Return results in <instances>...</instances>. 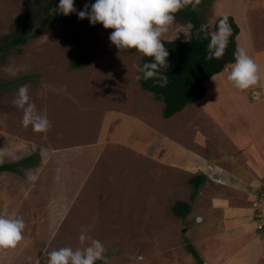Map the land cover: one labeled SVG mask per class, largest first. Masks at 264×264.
Returning <instances> with one entry per match:
<instances>
[{
  "label": "rangeland",
  "instance_id": "rangeland-1",
  "mask_svg": "<svg viewBox=\"0 0 264 264\" xmlns=\"http://www.w3.org/2000/svg\"><path fill=\"white\" fill-rule=\"evenodd\" d=\"M222 1L210 0L196 8L201 27L211 28L227 6ZM59 2L0 0V45L31 23L25 42L0 50V164L28 158L18 171L0 172V212L7 210L25 223L23 239L0 252V264H47V252L82 247V232L102 242L107 264H191L193 256L183 243L190 233L182 231L181 223L172 228L162 207L153 211L151 189L143 205L135 200L140 182L151 183V164L141 168L143 162L119 150L114 135L117 115L141 117L150 125L169 124L161 103L138 82L140 54L119 52L109 39L112 29L79 18L77 13L95 0H74L77 11L68 16L50 15ZM44 16L48 20H42ZM253 26L257 34L260 27ZM190 27L187 19L176 15L162 38L186 39ZM86 42L93 43L96 55L72 67V54ZM22 85L28 86L30 101L51 122L48 131L22 126L23 110L13 103ZM78 153L94 158L81 170L80 191L54 192L57 182L50 168L71 165L64 161ZM172 246H177L176 256L170 253Z\"/></svg>",
  "mask_w": 264,
  "mask_h": 264
},
{
  "label": "crops",
  "instance_id": "crops-1",
  "mask_svg": "<svg viewBox=\"0 0 264 264\" xmlns=\"http://www.w3.org/2000/svg\"><path fill=\"white\" fill-rule=\"evenodd\" d=\"M222 2L227 6L220 14H231L239 27L236 49H245L264 72V0ZM254 23L260 27L257 34ZM225 68L204 80L200 98L164 117L168 125L117 115L114 135L119 150L132 153L137 163L143 162L141 168L151 164V183L140 182L137 204L146 202L151 189L153 211L162 207L172 228L183 225L205 264H263L264 234L256 230L253 214L259 210L264 221V79L239 91L228 81L222 83L228 75ZM91 155L78 153L64 161L71 165L50 168L57 182L54 192L80 191L79 175L94 161ZM175 200L190 202L182 218L171 211ZM175 247L170 253L176 256Z\"/></svg>",
  "mask_w": 264,
  "mask_h": 264
},
{
  "label": "clouds",
  "instance_id": "clouds-1",
  "mask_svg": "<svg viewBox=\"0 0 264 264\" xmlns=\"http://www.w3.org/2000/svg\"><path fill=\"white\" fill-rule=\"evenodd\" d=\"M199 3L200 0H95V3L85 5L84 10L77 14L81 20L89 19L92 25L100 23L105 29H112L109 39L119 52L135 49L138 54L151 58L150 62L137 65V70L142 73L143 79L157 78L163 87L168 83V76L161 73L160 69L168 70L169 52L162 37L168 32L176 12L187 5H192L195 10ZM76 11L74 0H60L57 7L50 9L49 14L60 13L68 16ZM201 31L204 39L210 37L205 58L220 59L231 35L228 18L220 20L215 32H209L207 25L202 26ZM234 58V63L227 65L225 71L228 72L227 81L235 89L249 90L264 79V72L245 49L237 48ZM212 80L215 81V76H212ZM13 103L23 110V127L28 128L31 125L35 132H46L50 129L51 122L30 101L27 85L19 87ZM29 179L34 180L35 177L29 176ZM24 229L22 218L9 214L7 210L0 212V252L15 248L23 239ZM79 242L82 247L73 249L67 246L47 252V264H96L97 261L107 264L106 249L101 241L87 237L82 232Z\"/></svg>",
  "mask_w": 264,
  "mask_h": 264
},
{
  "label": "trees",
  "instance_id": "trees-1",
  "mask_svg": "<svg viewBox=\"0 0 264 264\" xmlns=\"http://www.w3.org/2000/svg\"><path fill=\"white\" fill-rule=\"evenodd\" d=\"M210 0H200L199 5L202 6L209 3ZM181 16L191 23L190 34L186 39H165L162 41L165 48L169 52L168 64L169 68L160 69V72L168 76L166 86H160L157 78L145 80L142 78V73L138 72L140 86L151 92L154 99L161 102L162 114L166 117L180 111L185 105L200 98L205 92L204 80L214 73L225 68L229 63L235 60L234 52L236 51L235 36L239 30L238 24L231 14L218 15L211 26L208 27L209 32L217 30L220 20L224 17L228 18V24L231 28L228 45L224 55L220 59L207 60V46L210 41L204 39V33L201 31V19L198 13L193 10L192 5H187L181 8L174 16ZM42 20H48L44 16ZM30 21L15 34L8 42L0 45V50H3L13 45H18L28 39ZM94 26H92V35ZM198 31V33H196ZM135 49L124 50V52H133ZM96 55L92 42H86L78 47L71 57V66L77 67L83 63L90 61ZM151 58L142 56L141 54L136 59V66H142L146 62H150ZM28 160L27 157L21 158L14 162H4L0 164V171H18L19 164H23ZM190 209V202L185 200H175L171 205V211L176 216L182 218ZM184 247L192 254L194 258L193 264H205L203 258L199 255L194 245L187 239L183 241ZM97 261L96 263H98Z\"/></svg>",
  "mask_w": 264,
  "mask_h": 264
},
{
  "label": "built area",
  "instance_id": "built-area-1",
  "mask_svg": "<svg viewBox=\"0 0 264 264\" xmlns=\"http://www.w3.org/2000/svg\"><path fill=\"white\" fill-rule=\"evenodd\" d=\"M253 217H254V220L256 223L255 224L256 229L261 230L264 234V221L262 219L263 216H262L261 212L259 210L254 212Z\"/></svg>",
  "mask_w": 264,
  "mask_h": 264
}]
</instances>
